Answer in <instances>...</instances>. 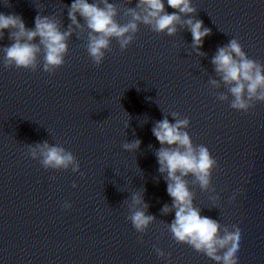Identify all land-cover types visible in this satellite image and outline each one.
I'll return each instance as SVG.
<instances>
[{
  "label": "clouds",
  "instance_id": "clouds-1",
  "mask_svg": "<svg viewBox=\"0 0 264 264\" xmlns=\"http://www.w3.org/2000/svg\"><path fill=\"white\" fill-rule=\"evenodd\" d=\"M5 5L8 6V0H5ZM167 6L176 11L168 13L164 0H138L136 7L126 9L125 15L129 19L121 24L116 19L119 14L117 6L108 0H94L92 3L74 0L68 8L71 24L65 31L50 16L37 15L35 27L30 29L20 15L0 13V39L4 38V30H8V38L12 41L11 45L0 47L3 67L36 71L42 55L43 71L54 74L65 63L69 38L75 30L83 31L85 26L88 30L86 49L96 66L103 63L113 39L118 42L121 51L126 50L135 40L140 24L168 36L177 33L178 25L186 26L192 35V48L198 55H204L199 49L211 30L204 27L202 20L193 18L197 9L192 6L191 0H167ZM78 15L83 18V24L78 20ZM182 16L189 18L182 19ZM37 38L39 43L35 42ZM212 64L220 79H212L209 84L213 88H220L221 84L227 88V93L218 94L220 101H229L230 95V107L245 113L257 102H264V64L249 58L237 39L233 38L227 45L219 47ZM171 115L175 123L165 117L152 128L153 135L161 145L155 153L158 171L166 173L167 194L172 198L171 206L164 205L162 213H175L168 230L177 243L187 244L216 264H238L241 229L236 225L231 228L222 226L218 220L201 215L200 208L194 204V193L187 179L191 176L192 182L199 185L201 190L214 191L211 181L213 171L218 167L217 160L206 146L193 143L186 131L190 125L188 118H180L178 113ZM140 144L141 141L137 139L124 143L122 147L133 152L139 149ZM27 149L31 159L37 160L46 170L70 168L74 173L80 171L74 154L60 144L44 141L27 145ZM73 187L76 185L73 184ZM218 199L214 197L213 201ZM64 208H71V204L65 202ZM147 208L142 195L134 193L128 204L127 219L138 233L146 232L156 220L153 215L147 214ZM155 251L159 257L165 256L161 249L156 248Z\"/></svg>",
  "mask_w": 264,
  "mask_h": 264
}]
</instances>
